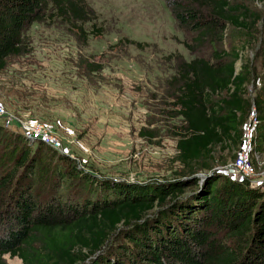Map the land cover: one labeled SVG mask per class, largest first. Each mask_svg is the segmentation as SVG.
<instances>
[{
    "label": "trees",
    "instance_id": "1",
    "mask_svg": "<svg viewBox=\"0 0 264 264\" xmlns=\"http://www.w3.org/2000/svg\"><path fill=\"white\" fill-rule=\"evenodd\" d=\"M254 1L264 2L165 0L197 46L222 43L228 28L258 39L249 61L236 48L215 50L210 59L179 58L181 170L171 180L95 177L0 122V264L5 254L22 264H264V188L213 168L217 147L242 144L252 107L253 146L264 149V72H257L258 64L264 71V11L252 10ZM93 15L86 0H0V74L9 56L26 49L34 23L59 16L84 34ZM257 78L261 85L247 95Z\"/></svg>",
    "mask_w": 264,
    "mask_h": 264
},
{
    "label": "rangeland",
    "instance_id": "2",
    "mask_svg": "<svg viewBox=\"0 0 264 264\" xmlns=\"http://www.w3.org/2000/svg\"><path fill=\"white\" fill-rule=\"evenodd\" d=\"M86 1L95 15L84 34L59 16L28 28L26 49L9 56L0 74V121L8 119L6 114L34 121L30 127L39 124L59 142V153L95 177L152 184L171 180L181 170L176 143L183 120L174 105L179 58L210 59L215 50L236 48L241 61H249L258 39L249 41L250 33L228 28L222 43L197 46L165 0ZM248 4L264 11V2ZM257 72L259 77L264 72L259 64ZM254 85H261L260 78L248 85L247 95L254 94ZM243 130L244 144L216 148L213 168L240 177L234 165L245 148L252 181L264 180V149L255 150L253 128ZM3 258L22 264L9 254Z\"/></svg>",
    "mask_w": 264,
    "mask_h": 264
},
{
    "label": "built area",
    "instance_id": "3",
    "mask_svg": "<svg viewBox=\"0 0 264 264\" xmlns=\"http://www.w3.org/2000/svg\"><path fill=\"white\" fill-rule=\"evenodd\" d=\"M0 113L1 114L3 113L1 112V109H0ZM6 117L8 119H5L3 122L0 121L4 128H11L12 123L17 124L19 128L21 129V132L23 133L24 138L28 142H31V143L42 142L43 144L48 145L51 148L59 152H63L62 147L60 146L59 142L55 140V138L50 133L43 131V129L40 126H38L39 124L36 123L37 125L30 127L29 125L33 124L34 121L27 120V119H21V118L15 117L14 115L11 116L8 114H6ZM13 118H17L18 120H15ZM23 124H26V126H23ZM246 125L248 126V128H253V130L255 129L256 112H255L254 107H252L250 116L245 126ZM242 144H244V139H243ZM234 166H235L234 169L237 172L242 173L243 175L241 176L249 178L253 185L261 186L262 188H264L263 179L252 181V177L250 176V174L252 173V166H251L250 160L248 159V155L246 153L245 148H243L242 151H239L237 153Z\"/></svg>",
    "mask_w": 264,
    "mask_h": 264
}]
</instances>
